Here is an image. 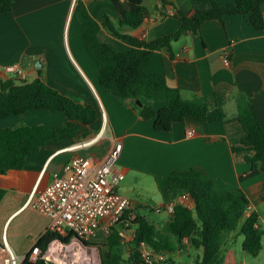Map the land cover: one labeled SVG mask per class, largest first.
<instances>
[{"label":"crops","instance_id":"0c3cea01","mask_svg":"<svg viewBox=\"0 0 264 264\" xmlns=\"http://www.w3.org/2000/svg\"><path fill=\"white\" fill-rule=\"evenodd\" d=\"M78 1L100 24L104 16L118 23L111 0H17L12 12L0 16V80L17 79L6 73L4 67L18 63L26 75L23 80L40 79L75 102L94 106L99 114L94 124L81 126L76 138L45 145L28 158L29 166L0 175V188L5 190L0 202V243L7 241L18 255L26 257L50 226L48 216L28 205L37 189L45 188L53 174L77 156L103 158L114 142L123 147L116 166L124 175L118 187L122 196L154 211L153 208L170 203L167 186L173 172L200 170L218 193L242 190L246 194L252 212L258 215L263 240L264 173L253 170L247 162L246 156L252 151L234 152L233 148L245 136L237 120V93L251 98L264 128V31L259 32L247 15H228L223 21L207 20L197 34L185 32L172 41L170 48L153 52L146 74L162 75L170 87L180 90L184 100L219 106L228 115L227 121L213 124L188 118L174 123L171 132L164 133L155 130L152 120L142 119L137 101H120L100 86L99 67L83 40ZM233 1L216 3L224 7ZM167 2L144 0L149 18L136 29L121 27V32L151 42L180 29V15L193 16L212 6L210 0ZM171 11L175 15L171 16ZM261 12L264 17V3ZM98 37L100 42L122 52L130 49L102 27ZM224 54L229 55V65L224 63ZM159 106L154 104L156 109ZM67 123L65 114L45 109L0 121L7 128H63ZM188 130L193 131L192 137L187 136ZM171 218L172 214L166 223ZM150 223L158 229L166 224ZM105 242L106 239L102 243ZM242 243L239 232L227 235L219 255L221 263L237 264V256L244 251ZM181 252L187 253L191 264H202L203 248H193L187 239L170 255L169 264H174V257Z\"/></svg>","mask_w":264,"mask_h":264},{"label":"trees","instance_id":"16d2710c","mask_svg":"<svg viewBox=\"0 0 264 264\" xmlns=\"http://www.w3.org/2000/svg\"><path fill=\"white\" fill-rule=\"evenodd\" d=\"M16 1L0 0V16L12 12ZM111 1L118 15L117 24L109 16H104L100 24L82 2L77 3L86 50L99 67L100 86L120 101H139L140 116L144 121L152 120L155 130L159 132L169 133L174 123L188 118L209 124L227 121L228 115L221 107L200 100H184L180 90L170 87L164 76L148 75L146 68L154 51L170 48L172 41L185 32L197 34L207 20L223 21L228 15H247L250 23L263 32L261 9L264 0H234L224 7H220L216 0H210V8L196 11L193 16L180 15L181 27L175 33L151 42L123 34L120 30L121 27L136 29L149 18L144 0ZM161 1L168 3L167 0ZM101 27L128 44L130 49L122 52L100 42L98 32ZM235 100L237 120L245 136L233 151H252L251 155L246 156L247 162L253 170L264 173V128L259 123L250 97L239 92ZM155 103L160 104L159 108L154 107ZM37 109L65 114L68 123L63 128L48 125L7 128L0 125V175L24 169L29 166L28 158L36 155L43 146L76 138L82 125L94 124L99 116L94 106L79 104L40 79L32 82L19 78L0 80V121ZM43 189H37V194ZM167 193L170 201L176 202L171 220L160 231L138 213L135 222L125 229L131 233L127 258L122 242V224L113 227L105 243L94 244L91 240L85 243L103 248L104 264H144L139 253L142 244L166 254L168 259L162 263L166 264L170 255L187 239L193 248H203L202 264H222L219 255L227 235L239 232L243 236L244 252L251 257L259 256L263 231L258 227V215L246 213L250 203L242 190L218 193L214 183L202 171L189 170L175 171L169 176ZM4 194L5 190L0 188V202ZM183 196L189 197L191 208L183 201ZM73 238L74 235L70 233L63 235L47 230L36 246L45 252L55 240L67 244ZM173 239H177L178 245L174 244ZM22 264L47 263L42 259H31L28 254Z\"/></svg>","mask_w":264,"mask_h":264},{"label":"built area","instance_id":"2783aa9c","mask_svg":"<svg viewBox=\"0 0 264 264\" xmlns=\"http://www.w3.org/2000/svg\"><path fill=\"white\" fill-rule=\"evenodd\" d=\"M170 15L175 13L171 11ZM223 59L226 65L230 64L228 54H224ZM4 71L19 79L26 76L18 63L7 64ZM193 134L192 130L187 131L188 137ZM122 150V144L114 142L107 155L99 160L91 156L75 157L62 171L55 172L52 181L39 194L33 196L28 205L49 217V231L63 235L70 233L85 242L91 240L99 229L107 236L113 227L122 224L121 231L125 232V229L135 222L137 209L141 207L139 201L122 196L118 192L119 184L124 180V175L116 170ZM182 199L192 207V203L187 201L188 196H183ZM175 205V201H170L166 206L152 210L173 214ZM252 211L253 208L249 205L246 213ZM55 241L64 243L59 239ZM49 249L43 252L41 248L34 246L29 254L31 259H42L47 264L69 260L70 255L60 250L57 261L48 255ZM139 251L144 264H162L168 259L166 254L156 252L145 244L141 245ZM25 258L18 255L7 241L0 243V264H22Z\"/></svg>","mask_w":264,"mask_h":264},{"label":"rangeland","instance_id":"374dc122","mask_svg":"<svg viewBox=\"0 0 264 264\" xmlns=\"http://www.w3.org/2000/svg\"><path fill=\"white\" fill-rule=\"evenodd\" d=\"M137 210L142 217H145L147 220H149V222H153L156 224L164 225L166 221L170 219V213H168L167 211L156 212V211H151L150 208H144V207H140V208L138 207ZM159 229L160 231L164 230V226L160 227ZM123 237H124V240H122V242H124V245H125L124 253H125V258H127L129 255L128 252L130 250V246L128 245V243L131 240L130 231L123 232ZM105 239H106L105 233L103 232L102 229H99L96 231L95 235L92 237L91 242H93L94 244H102V242L105 241ZM172 241L174 242V244L178 245L177 239H173ZM73 243L78 244L79 246L77 247L81 248L82 250L84 249L83 251H84L86 261H89L91 259L90 255L92 254V252L93 253L95 252L98 258L100 254L102 255V251H103L102 247H100L101 249L100 251L97 249V247L99 246L89 245L90 247H84L81 243L76 242L74 239H72L70 243H67V244L62 243L63 246L65 245L68 246V247H64L63 249L64 254L68 255V253L69 254L73 253V251L69 249V245L71 246ZM67 250L69 252H67ZM68 258L70 261L71 260L70 256H68ZM57 261H59V259H57ZM173 261H174V264H191L192 263L191 258L187 256V253H182V252L180 255L175 256ZM236 261H237V264H264V239L262 240V250L258 257H251L248 253L243 251L239 253V256H237L236 258ZM57 264H60V263L58 262ZM96 264H101L100 261H98V259H97ZM166 264H169V262H167Z\"/></svg>","mask_w":264,"mask_h":264},{"label":"bare ground","instance_id":"6f19581e","mask_svg":"<svg viewBox=\"0 0 264 264\" xmlns=\"http://www.w3.org/2000/svg\"><path fill=\"white\" fill-rule=\"evenodd\" d=\"M77 246L79 245L74 244V243L71 246L69 245V249L73 251V253L71 254L68 253V255L72 256L71 260L70 261L68 260L66 262H59V263L60 264H96L97 259L98 261H100V259L98 258L95 252L94 253L92 252V254L90 255L91 259L89 258L90 260L86 261L84 251H83L84 249L82 250L81 248ZM64 247L65 246H63L61 243L55 241L52 243L51 249H49L48 255L57 260L59 257L60 250H63ZM67 252L69 251L67 250Z\"/></svg>","mask_w":264,"mask_h":264},{"label":"water","instance_id":"95a60500","mask_svg":"<svg viewBox=\"0 0 264 264\" xmlns=\"http://www.w3.org/2000/svg\"><path fill=\"white\" fill-rule=\"evenodd\" d=\"M137 103L140 104L139 101H137ZM74 240H75L76 242L81 243L84 247H90V246L87 245L84 241H82V240H80V239H78V238H76V237H74ZM97 249H98L99 251L101 250L100 247H97ZM99 258H100V263H101V264H104V263H103V258H102V255H101V254L99 255Z\"/></svg>","mask_w":264,"mask_h":264}]
</instances>
